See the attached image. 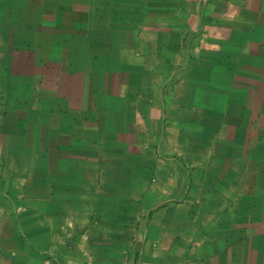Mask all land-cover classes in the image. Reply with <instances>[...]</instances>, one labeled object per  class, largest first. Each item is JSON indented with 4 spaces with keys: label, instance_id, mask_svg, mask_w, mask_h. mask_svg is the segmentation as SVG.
Wrapping results in <instances>:
<instances>
[{
    "label": "crops",
    "instance_id": "crops-1",
    "mask_svg": "<svg viewBox=\"0 0 264 264\" xmlns=\"http://www.w3.org/2000/svg\"><path fill=\"white\" fill-rule=\"evenodd\" d=\"M0 264H264V0H0Z\"/></svg>",
    "mask_w": 264,
    "mask_h": 264
}]
</instances>
